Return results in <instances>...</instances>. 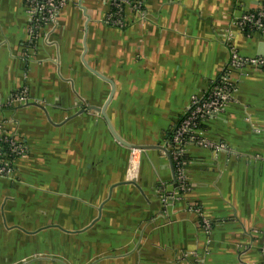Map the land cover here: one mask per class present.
<instances>
[{
	"label": "crops",
	"instance_id": "1",
	"mask_svg": "<svg viewBox=\"0 0 264 264\" xmlns=\"http://www.w3.org/2000/svg\"><path fill=\"white\" fill-rule=\"evenodd\" d=\"M143 2L113 29L105 0H69L30 43L24 0H0L1 134L27 148L0 179V264H264V66H231L264 58L235 25L264 0ZM227 77L231 101L199 125L224 147H185L176 202L173 135ZM23 90L37 106L10 103ZM115 136L147 148L134 180Z\"/></svg>",
	"mask_w": 264,
	"mask_h": 264
},
{
	"label": "built area",
	"instance_id": "2",
	"mask_svg": "<svg viewBox=\"0 0 264 264\" xmlns=\"http://www.w3.org/2000/svg\"><path fill=\"white\" fill-rule=\"evenodd\" d=\"M69 0H24L30 17V30L28 31V41L34 42L37 37V30L43 26L55 27L60 13L65 9ZM109 11L105 16V24L113 29H124L128 25V15L133 13L143 21L144 2L143 0H105ZM235 25L246 33L254 31L264 35V8L256 13L243 15ZM231 66L241 69L247 66H264V58H244L233 52ZM233 86L230 79L225 78L219 85L213 87L204 97L193 98L187 111L184 114L177 130L171 140L170 157L176 169L178 179V189L173 194V199L178 202L181 198H186L191 191L188 177L185 172L183 153L185 147L190 143H195L198 147L220 151L223 145L206 140L199 131V125L210 116L221 113L232 99ZM10 103L30 105L33 104L26 90L15 95ZM35 104V103H34ZM37 105V104H36ZM4 117L0 116V179L12 180L14 178V161L26 155V145L13 134H1L4 129ZM141 150H131L130 162L133 168L129 169L128 177L136 179L135 172L137 165L135 156ZM202 215V210H198ZM205 228H210V222L203 217Z\"/></svg>",
	"mask_w": 264,
	"mask_h": 264
},
{
	"label": "water",
	"instance_id": "3",
	"mask_svg": "<svg viewBox=\"0 0 264 264\" xmlns=\"http://www.w3.org/2000/svg\"><path fill=\"white\" fill-rule=\"evenodd\" d=\"M30 105L37 106L36 104H30ZM99 112H101V113L104 114V111L103 110H100ZM115 137H116V139H117L118 142H120L121 144H123L124 146H126L127 148H129L130 150H133V149H136V150H144V149H147V148H144V147H141V146H134V145L127 144V143L123 142L120 138H118V136H115ZM168 156L170 157L169 154H168ZM172 167H173V164H172Z\"/></svg>",
	"mask_w": 264,
	"mask_h": 264
}]
</instances>
